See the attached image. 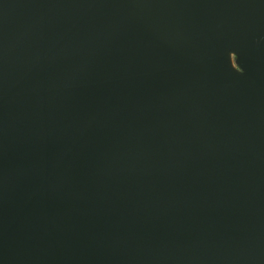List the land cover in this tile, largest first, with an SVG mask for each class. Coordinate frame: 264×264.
Returning <instances> with one entry per match:
<instances>
[{
  "label": "water",
  "instance_id": "1",
  "mask_svg": "<svg viewBox=\"0 0 264 264\" xmlns=\"http://www.w3.org/2000/svg\"><path fill=\"white\" fill-rule=\"evenodd\" d=\"M0 264H264V0H0Z\"/></svg>",
  "mask_w": 264,
  "mask_h": 264
}]
</instances>
